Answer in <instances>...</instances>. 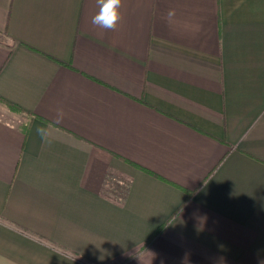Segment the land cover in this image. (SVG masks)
<instances>
[{
    "label": "crops",
    "instance_id": "obj_1",
    "mask_svg": "<svg viewBox=\"0 0 264 264\" xmlns=\"http://www.w3.org/2000/svg\"><path fill=\"white\" fill-rule=\"evenodd\" d=\"M98 11L0 0V264H264V0Z\"/></svg>",
    "mask_w": 264,
    "mask_h": 264
},
{
    "label": "clouds",
    "instance_id": "obj_2",
    "mask_svg": "<svg viewBox=\"0 0 264 264\" xmlns=\"http://www.w3.org/2000/svg\"><path fill=\"white\" fill-rule=\"evenodd\" d=\"M99 11L92 17L94 27L103 30H115L122 19L121 7L123 0H96ZM37 133L43 135L44 129L38 127Z\"/></svg>",
    "mask_w": 264,
    "mask_h": 264
}]
</instances>
